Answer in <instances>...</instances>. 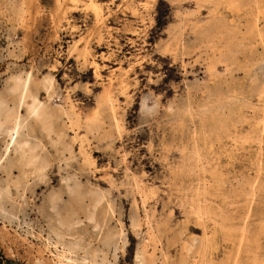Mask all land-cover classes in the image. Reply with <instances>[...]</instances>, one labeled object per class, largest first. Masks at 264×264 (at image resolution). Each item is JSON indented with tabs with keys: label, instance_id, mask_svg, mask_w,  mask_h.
Masks as SVG:
<instances>
[{
	"label": "rangeland",
	"instance_id": "rangeland-1",
	"mask_svg": "<svg viewBox=\"0 0 264 264\" xmlns=\"http://www.w3.org/2000/svg\"><path fill=\"white\" fill-rule=\"evenodd\" d=\"M59 1L0 0V98L58 115L0 127V264H264V0Z\"/></svg>",
	"mask_w": 264,
	"mask_h": 264
},
{
	"label": "bare ground",
	"instance_id": "bare-ground-1",
	"mask_svg": "<svg viewBox=\"0 0 264 264\" xmlns=\"http://www.w3.org/2000/svg\"><path fill=\"white\" fill-rule=\"evenodd\" d=\"M73 1V0H72ZM75 1V0H74ZM213 1V0H212ZM215 1V0H214ZM213 1V2H214ZM221 1V0H220ZM60 3H61V0L59 1ZM91 2H93V0H90V3ZM234 2V1H233ZM220 3V2H219ZM218 3V4H219ZM226 3V2H225ZM224 3V4H225ZM228 3V2H227ZM230 3V2H229ZM93 4V3H92ZM238 4V3H237ZM231 5V4H230ZM232 6V5H231ZM234 6V5H233ZM239 6V5H238ZM24 7V6H23ZM235 9V8H234ZM236 9H237V7H236ZM100 11V10H99ZM213 11V10H212ZM214 12V11H213ZM218 15V14H217ZM213 17V16H212ZM214 17H215V15H214ZM218 18H219V16H218ZM216 19H217V17H216ZM216 19H214L213 18V20L215 21ZM218 20H222V19H218ZM218 20H216L215 22L216 23H220V25H221V22H218ZM212 21V20H211ZM211 21H210V23H211ZM214 22V23H215ZM214 23H212V24H214ZM208 25V24H207ZM211 25V24H210ZM214 25H216V24H214ZM250 25V24H249ZM200 26H202V25H200ZM205 26V25H204ZM203 26V27H204ZM202 27V28H203ZM212 27V26H211ZM214 27H216V26H214ZM217 27H218V25H217ZM216 27V28H217ZM246 28H248V27H246ZM199 29V28H198ZM213 29V28H212ZM251 29V28H250ZM205 30H206V28H205ZM248 30H249V28H248ZM203 31V30H202ZM200 32V31H199ZM199 32H198V36L200 37V35H203L202 34V32L200 33V35H199ZM206 32V31H205ZM204 31H203V33H205ZM212 32V31H211ZM210 32V33H211ZM215 32V31H214ZM218 32V34H219V31H217ZM251 31H249V33H250ZM221 33H223V32H221ZM221 33H220V35H221ZM249 33H248V35H249ZM215 34H217V33H215ZM214 34V35H215ZM213 35V34H212ZM213 35V36H214ZM206 36V35H205ZM252 36V35H251ZM253 36H254V34H253ZM197 37V36H196ZM199 37H198V39H199ZM203 37V36H202ZM206 37H208L209 38V36H206ZM215 37V36H214ZM220 37V36H219ZM211 38H212V36H211ZM202 39V38H201ZM200 40V39H199ZM201 41V40H200ZM167 43V42H166ZM72 46H74V45H72ZM72 48V47H71ZM75 48V47H74ZM87 52V51H86ZM79 54V53H78ZM81 55H82V53H81ZM80 55V56H81ZM88 55V54H87ZM82 57V56H81ZM83 58V57H82ZM84 59H86V57L84 58ZM88 63V62H87ZM97 72V71H96ZM97 74V73H96ZM31 79V78H30ZM36 80V79H35ZM39 82V81H38ZM29 76L28 75H26L25 77H23V78H18V79H16L14 82H13V85H11V87L9 86V88L11 89H9L10 90V92H14V91H17L16 93H17V99H16V106H15V110L12 112L11 110H10V108L8 107V105L6 104V102H5V100H4V98H0V127L1 126H4V125H10L11 126V130H10V132H11V135H10V137H9V142L10 141H12V139H13V134H15V132L17 131V129L20 127V125H21V123L23 122V121H21V119H20V116H19V107L20 106H22V104L24 103V101L26 100V99H28L29 98V101L28 102H26L25 103V105H26V107H25V111H26V117H31V119H33L34 121H36V122H40L42 125H43V128L45 129V130H49L50 128H51V126H52V122H53V120L55 119V121H56V119L58 118V115H57V112L55 111V110H52L46 103H42V102H40L39 100H38V98H37V96H36V94H34L33 93V91L31 90V88L29 87ZM37 82H35L34 84H36ZM54 83V82H53ZM42 85H43V87H44V89L46 90V92L49 90V88L52 86V80H51V78L49 77V76H47V77H44L43 78V81H42ZM109 87H110V85H109ZM106 88V87H105ZM109 89V88H108ZM49 92V91H48ZM105 92V91H104ZM15 93V94H16ZM107 93H109V92H107ZM101 94V93H100ZM99 94V96H101L102 94H104V93H102L101 95ZM110 94H112L111 92H110ZM106 96H107V94H106ZM112 96V95H111ZM98 97V96H97ZM108 97V96H107ZM107 97H106V100H107ZM110 97V96H109ZM26 98V99H25ZM99 98V97H98ZM102 99H103V97H102ZM101 100V99H100ZM113 100L114 99H112L111 100V102H113ZM101 101H104V100H101ZM107 101H109V98H108V100ZM48 102V101H47ZM95 102H96V100H95ZM100 102V101H99ZM110 101L108 102V103H111ZM52 105V104H51ZM69 105V104H68ZM99 105V104H98ZM100 105L101 106H99V107H102V109H103V107L105 108V106H102V105H105V104H103V102H102V104L100 103ZM111 105V104H110ZM71 106V105H70ZM70 106H68V108L70 107ZM56 107V106H55ZM58 107V106H57ZM62 107V106H61ZM61 107H59V108H61ZM75 107V106H74ZM113 107V106H112ZM111 107V109H113ZM63 108H65V107H63ZM70 108H72V107H70ZM107 108V107H106ZM74 109V108H73ZM72 109V110H73ZM110 109V110H111ZM68 111H70V109L68 110ZM74 111V110H73ZM72 111V112H73ZM113 111H115V110H113ZM62 112V111H61ZM65 112V111H64ZM78 112V111H77ZM65 113H67V111L65 112ZM74 113V112H73ZM79 114V113H78ZM116 114V113H115ZM114 114V115H115ZM72 115V114H71ZM74 115H76V114H74ZM74 115H73V117H74ZM63 116H64V114H63ZM76 116H78V115H76ZM75 116V117H76ZM108 116H110L109 114H108ZM72 117V118H73ZM65 118H66V116H65ZM110 119H111V117H109ZM114 118H115V116H114ZM67 119V118H66ZM70 119H71V117H70ZM216 119H218V118H216ZM78 120V119H77ZM104 120V119H103ZM112 120V119H111ZM155 120V119H154ZM74 121V120H73ZM99 120H98V116H97V112H94L92 115H90V116H87L86 117V120H85V122H86V124L88 125V127H93L94 125H96V124H98L97 122H98ZM106 121V120H105ZM116 121V120H115ZM113 122V120H112V122L113 123H116V122ZM221 121V120H220ZM35 122V123H36ZM76 122V121H75ZM83 122V121H82ZM216 122H218V121H216ZM67 123V122H66ZM109 124H110V121L108 122ZM117 123H118V121H117ZM39 124V123H38ZM83 124H85L84 122H83ZM106 124V123H105ZM104 124V125H105ZM218 124H219V122H218ZM75 125H77L76 123H75ZM81 125H82V123H81ZM107 125V124H106ZM114 125V124H113ZM112 124H111V126H113ZM40 126V125H39ZM69 126V125H68ZM79 126H80V124H79ZM79 126H77V128H79ZM84 126V125H83ZM86 126V125H85ZM84 126V127H85ZM103 126V125H102ZM109 126V125H108ZM116 127L115 128H113V129H116L117 127H118V129L117 130H119V126H117V124L115 125ZM221 126V125H220ZM220 126L219 127H217V128H219V129H221L220 128ZM42 127V126H41ZM97 127V126H96ZM81 128V127H80ZM87 128V127H86ZM99 128V127H98ZM224 128V127H223ZM40 129V128H39ZM71 129H72V127H71ZM70 129V130H71ZM111 128H109L108 130H110ZM44 130V131H45ZM87 130V129H86ZM95 130H97V129H95ZM98 130H100V129H98ZM223 131H224V129H222ZM76 131H78V130H76ZM76 131H74L75 133H76ZM89 131V130H88ZM107 131V130H106ZM110 131H112V129L110 130ZM215 131H217V130H215ZM220 131V130H219ZM73 132V131H72ZM91 132H92V130H91ZM97 133H98V131H96ZM103 132H104V130H103ZM218 132V131H217ZM221 132V131H220ZM57 133V132H56ZM59 133V132H58ZM79 133V132H78ZM77 133V134H78ZM112 133H114V132H112ZM111 133V134H112ZM60 134V133H59ZM73 134V133H72ZM218 134V133H217ZM75 135V134H74ZM73 135V136H74ZM49 136V135H48ZM61 136V135H60ZM222 136V135H221ZM58 136H56L55 138H57ZM66 137V136H65ZM114 137V136H113ZM54 138V139H55ZM58 138H60V137H58ZM63 138H64V136H63ZM74 138V137H73ZM77 138V142H78V139H79V137H75V139ZM86 138V137H85ZM70 140V139H69ZM56 141H58V140H56ZM62 141V140H61ZM60 141V142H61ZM79 141H80V139H79ZM8 142V143H9ZM28 142V141H27ZM27 142H24V144H23V142H22V145H26L25 143H27ZM51 142H53V140L51 141ZM54 143H56V142H54ZM64 143V142H63ZM73 143H74V141H73ZM28 144V143H27ZM61 144V143H60ZM68 144V143H67ZM110 144V143H109ZM113 144V143H112ZM111 144V145H112ZM7 145H9V144H7ZM7 145H6V148H7ZM64 145H66V144H64ZM70 145V144H69ZM68 145V146H69ZM82 146V145H81ZM23 147V146H22ZM27 147V146H26ZM25 147V148H26ZM67 147V146H66ZM21 148V147H20ZM24 149V148H23ZM23 149H21L20 151H22ZM28 149V148H27ZM26 149V150H27ZM67 149V148H66ZM112 149V148H111ZM25 150V151H26ZM29 150V149H28ZM33 151V153H35L34 151H35V149H32ZM69 150V149H68ZM31 151V150H30ZM70 151V150H69ZM19 153V152H18ZM21 153V152H20ZM19 153V154H20ZM31 152H29V154H30ZM69 153H71V152H69ZM32 156H33V154H31ZM30 155V156H31ZM82 155H83V153H82ZM85 155V154H84ZM86 155H89V154H86ZM18 156V155H17ZM29 156V157H30ZM31 156V157H32ZM39 156V155H38ZM26 157H28V156H25V158ZM28 157V158H29ZM30 157V158H31ZM89 157H91L90 155H89ZM23 158V157H22ZM21 158V159H22ZM40 158V157H39ZM84 158H86V156H84ZM34 159V158H33ZM37 159H38V157H37ZM18 161V160H17ZM27 161H28V159H27ZM32 161V160H31ZM84 161H85V159H84ZM86 161H88L87 160V158H86ZM22 162V161H21ZM21 164V163H20ZM33 164H34V162H33ZM42 164V163H41ZM90 163H88V165H89ZM92 164V163H91ZM35 165V164H34ZM40 165V164H39ZM87 165V164H86ZM93 165V164H92ZM30 166V165H29ZM28 166V167H29ZM33 165L31 164V167H32ZM36 166V165H35ZM42 167H44V165L42 166ZM88 167H90V166H88ZM92 167V166H91ZM33 168V167H32ZM82 168H83V166H82ZM38 169H39V167H38ZM84 169V168H83ZM86 169V168H85ZM88 169V168H87ZM42 170V169H41ZM84 172H87V171H85L84 170ZM89 172V171H88ZM87 172V173H88ZM91 172V171H90ZM66 185H67V183H66ZM75 187L74 188H77V186L78 185H75V184H73ZM73 185H71V186H73ZM83 186V185H82ZM68 187V186H67ZM81 186H79V188H80ZM63 188H65V186L63 187ZM84 188V187H83ZM70 189V188H69ZM82 189V188H81ZM70 190H73L72 188L70 189ZM94 190V189H93ZM66 191V190H65ZM75 191V193H76V191L77 190H74ZM73 191V192H74ZM92 191V190H91ZM72 192V191H71ZM72 192V193H73ZM79 192V191H78ZM77 192V194H79ZM93 193H94V191H92ZM91 192V193H92ZM72 193H70V194H72ZM91 193H89L88 192V194H91ZM97 193V192H96ZM98 193H100V192H98ZM67 194V193H66ZM74 194V193H73ZM82 194V193H81ZM84 194V193H83ZM83 194H82V196H83ZM101 194V193H100ZM59 195V194H58ZM75 196H76V194H75ZM78 196V195H77ZM76 196V197H77ZM81 196V195H80ZM79 196V197H80ZM81 196V197H82ZM90 196H92V195H88V197L87 198H90ZM96 196V194L94 195V197ZM101 196V195H100ZM69 197V196H68ZM75 197V198H76ZM93 197V196H92ZM91 197V198H92ZM55 198V197H54ZM74 198V196H72V199ZM74 198V199H75ZM82 198H85V197H82ZM90 198V199H91ZM96 198V197H95ZM51 199V198H50ZM77 199H78V197H77ZM102 199V198H101ZM60 200H61V197H60ZM76 200V199H75ZM79 200V199H78ZM57 201H59L58 199H57ZM82 201H84V199L82 200ZM81 201V202H82ZM88 201V200H87ZM90 201H93V198L91 199V200H89L88 201V205H89V202ZM73 202H74V200H73ZM76 202H79V201H77L76 200ZM95 202V201H94ZM97 202V201H96ZM75 203V202H74ZM83 203V202H82ZM90 203H92V202H90ZM79 204H81V203H79ZM83 204H85V203H83ZM98 205H99V203H97ZM77 205H78V203H77ZM97 205V206H98ZM81 206V205H80ZM97 206H95V207H97ZM55 207H56V205H55ZM54 207V208H55ZM94 207V209H96L97 210V208H95ZM77 208V207H76ZM86 208V207H85ZM84 208V209H85ZM90 208H91V206H90ZM82 209H83V205H82ZM87 209H89V208H87ZM49 210V209H48ZM50 212H51V210H49ZM80 211V210H79ZM93 212V211H92ZM95 212V211H94ZM192 212V211H191ZM195 211H193V213H194ZM200 211L197 209L196 210V213L198 214ZM87 213H88V210H87ZM96 214H97V212H95ZM94 213V214H95ZM70 211H69V209L66 211V214H65V216H64V220L66 221V222H68L69 221V217H70ZM92 214V213H91ZM94 214H92V215H94ZM105 215V214H104ZM76 216V215H75ZM99 216V215H98ZM94 217V216H93ZM97 217V216H96ZM199 217H200V215H199ZM90 218V217H89ZM105 218V217H104ZM93 219L94 218H92V221H93ZM98 219V218H97ZM134 219V218H133ZM74 220H75V218H74ZM89 220V219H88ZM50 222H51V220H50ZM74 222V221H73ZM97 222V221H96ZM99 222V221H98ZM97 222V223H98ZM76 223V222H75ZM92 223V222H91ZM100 223V222H99ZM67 224V223H66ZM76 225H78V224H76ZM76 225H74V226H72V227H75ZM80 226H81V223L79 224ZM159 225V224H158ZM57 226V225H56ZM106 226V225H105ZM51 227V226H50ZM59 227V226H58ZM62 227V226H61ZM60 227V228H61ZM99 227V226H98ZM68 228V227H67ZM102 228V227H101ZM104 228H106V227H104ZM149 228V227H148ZM98 229V228H97ZM68 230V229H67ZM99 230V229H98ZM158 230V229H157ZM53 231V230H52ZM58 231V230H57ZM56 231V232H57ZM61 232V231H60ZM108 232V231H107ZM110 232V231H109ZM148 232V231H147ZM66 234V233H65ZM63 235V234H62ZM75 236H77V235H74V237ZM150 236V235H149ZM8 237V236H7ZM65 237V236H64ZM69 237V236H68ZM67 237V238H68ZM61 238V237H60ZM70 238V237H69ZM82 238V237H81ZM100 238V237H99ZM104 239V238H103ZM64 240V239H63ZM73 240V239H72ZM76 240V239H75ZM107 240V239H106ZM12 241V240H11ZM19 241V240H18ZM62 241V240H61ZM82 241V240H81ZM80 241V242H81ZM195 241V240H194ZM101 242V241H100ZM192 242V241H191ZM191 242H189V243H191ZM72 243V242H71ZM193 243V242H192ZM47 244V243H46ZM80 244V243H79ZM47 245H49V244H47ZM74 245V244H73ZM76 245V244H75ZM87 245V244H86ZM192 245V244H191ZM46 246V245H45ZM185 246V245H184ZM77 247V246H76ZM186 247V246H185ZM184 247V248H185ZM194 247V243H193V246H192V248ZM49 248V247H48ZM63 248V247H62ZM215 248H216V246H214V244H212V240H211V238H210V236H203V238H202V240H201V244H200V247H199V257L201 258V264H223L221 261H219V262H213V261H211L210 259H208L209 258V255L215 250ZM75 249V248H74ZM191 248H188V246H187V248H185L184 249V251H186V252H188L189 250H190ZM60 250V249H59ZM84 250V249H83ZM65 251V250H64ZM69 252V251H68ZM76 252V251H75ZM77 253V252H76ZM58 254V253H57ZM236 255L234 256V258H232V260L229 262L230 264H238V262H237V259H238V254H237V252L235 253ZM63 255L64 254H61L60 253V258L61 257H63ZM66 255V254H65ZM152 255V254H151ZM233 255V254H232ZM88 256V255H87ZM58 257V256H57ZM56 259V258H55ZM81 259V258H80ZM89 259V258H88ZM98 259V258H97ZM52 260V259H51ZM67 260H65V262L64 263H67L66 262ZM81 261V260H80ZM59 262H62V260L61 259H59ZM89 262V261H88ZM106 262V261H105ZM57 263V262H56ZM68 264V263H67ZM72 264V263H71ZM86 264V263H85ZM161 264H170L169 263V259H168V257H167V255L166 254H164L163 255V258H162V262H161ZM178 264H185V262H184V260H182V261H180Z\"/></svg>",
	"mask_w": 264,
	"mask_h": 264
}]
</instances>
